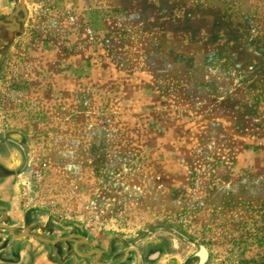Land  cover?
Wrapping results in <instances>:
<instances>
[{"label":"rangeland","instance_id":"rangeland-1","mask_svg":"<svg viewBox=\"0 0 264 264\" xmlns=\"http://www.w3.org/2000/svg\"><path fill=\"white\" fill-rule=\"evenodd\" d=\"M228 2L24 0L0 27V223L102 264H264V0ZM46 252L0 229V264Z\"/></svg>","mask_w":264,"mask_h":264},{"label":"flooded vegetation","instance_id":"flooded-vegetation-1","mask_svg":"<svg viewBox=\"0 0 264 264\" xmlns=\"http://www.w3.org/2000/svg\"><path fill=\"white\" fill-rule=\"evenodd\" d=\"M0 27H4L1 23H0ZM11 193H9L7 196H9ZM0 208H4L6 210V212H4L5 214L12 211V208L14 207L13 204H12V199L11 197H8V198H5V199H2L0 198ZM14 211V210H13ZM3 213H1V216H0V220H2L4 218V215ZM2 224V223H0ZM6 225V224H4ZM8 226V225H7ZM9 227H12L14 229H16L15 226H9ZM5 230V229H3ZM35 236V235H34ZM60 239H63V241H60V242H53V241H57V240H60ZM68 239H72L70 241H66ZM49 241H52L50 242L49 244H45V248L47 250L46 252V261L49 263V264H67L68 262V259H62L60 260V257H61V246L62 244L64 243H69V242H74V245H73V248L77 251V249H79V247H84L83 250L84 252L83 253H80L78 252L81 256L82 259H88V258H93V264H95V258H96V254L94 253V251L96 250H93L92 247L90 246L88 240L84 237H81V236H69V237H62V238H56V237H53L51 239H48ZM130 251L131 250H128L124 256L122 257V260L119 261L118 264H121L123 263L124 260H128V257H129V254H130ZM103 252V251H102ZM134 252L136 253V263L138 262L139 260V264L141 263H144V264H153V262L155 261V259H157L156 256H148L146 254L142 255L140 254L138 251L134 250ZM87 254H90L87 256ZM104 255H102L99 259H98V262L100 260H102L103 258L106 260V259H109V253H104ZM205 258V253H202V258L201 260ZM100 263V262H99ZM102 264V263H101Z\"/></svg>","mask_w":264,"mask_h":264},{"label":"water","instance_id":"water-1","mask_svg":"<svg viewBox=\"0 0 264 264\" xmlns=\"http://www.w3.org/2000/svg\"><path fill=\"white\" fill-rule=\"evenodd\" d=\"M17 9L12 13L11 15V22L10 23H4V22H0L2 25L6 26L8 29L11 30H15L18 27V21H17V16L19 14H25L26 13V7H25V3L24 0H18L17 2ZM0 229H5L7 230L9 233H11L15 238H20V237H30L36 241H39L41 243H45V244H49L52 241H49L48 239H44L38 236H34L28 233L27 230L23 231L20 234H16V229L9 227L7 225L4 224H0ZM63 241V239L57 240V241H53V242H60ZM94 253L96 254V258H95V264H101L98 262V259L103 255V252L100 250H96L94 251ZM90 254H87V256ZM137 264H139V260L137 262Z\"/></svg>","mask_w":264,"mask_h":264},{"label":"trees","instance_id":"trees-1","mask_svg":"<svg viewBox=\"0 0 264 264\" xmlns=\"http://www.w3.org/2000/svg\"><path fill=\"white\" fill-rule=\"evenodd\" d=\"M226 1H228V0H222V2L220 0H218V3H222V5L229 4V2L228 3H224ZM233 10H229L228 11V14H227V18L228 19H227V22H226V25H225V26H227V27H225V30H227V32H228V33L226 32V34L229 37L235 36V33L238 31L237 28L241 25L239 23V22H241V13L233 11ZM235 39L237 40L236 36H235Z\"/></svg>","mask_w":264,"mask_h":264},{"label":"crops","instance_id":"crops-1","mask_svg":"<svg viewBox=\"0 0 264 264\" xmlns=\"http://www.w3.org/2000/svg\"><path fill=\"white\" fill-rule=\"evenodd\" d=\"M11 199H13V197H11ZM17 205H18L17 202H14V203H13V206H14V207L12 208V211H11V212H13V210L18 212V207H17ZM103 255H104V254H103ZM125 262H126V260L123 261V264H124ZM43 263H44V264H49L47 261H44ZM121 264H122V263H121ZM141 264H144V263H141Z\"/></svg>","mask_w":264,"mask_h":264}]
</instances>
